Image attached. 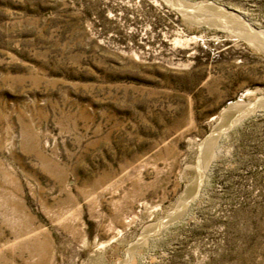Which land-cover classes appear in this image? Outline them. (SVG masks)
I'll return each mask as SVG.
<instances>
[{
	"label": "rangeland",
	"instance_id": "1",
	"mask_svg": "<svg viewBox=\"0 0 264 264\" xmlns=\"http://www.w3.org/2000/svg\"><path fill=\"white\" fill-rule=\"evenodd\" d=\"M0 264H264V0H0Z\"/></svg>",
	"mask_w": 264,
	"mask_h": 264
},
{
	"label": "bare ground",
	"instance_id": "2",
	"mask_svg": "<svg viewBox=\"0 0 264 264\" xmlns=\"http://www.w3.org/2000/svg\"><path fill=\"white\" fill-rule=\"evenodd\" d=\"M212 155V154H211Z\"/></svg>",
	"mask_w": 264,
	"mask_h": 264
}]
</instances>
